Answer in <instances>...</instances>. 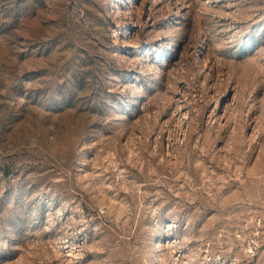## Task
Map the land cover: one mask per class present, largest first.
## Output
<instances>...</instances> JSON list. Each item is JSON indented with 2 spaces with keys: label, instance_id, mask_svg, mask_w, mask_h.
Instances as JSON below:
<instances>
[{
  "label": "rangeland",
  "instance_id": "1",
  "mask_svg": "<svg viewBox=\"0 0 264 264\" xmlns=\"http://www.w3.org/2000/svg\"><path fill=\"white\" fill-rule=\"evenodd\" d=\"M0 264H264V0H0Z\"/></svg>",
  "mask_w": 264,
  "mask_h": 264
},
{
  "label": "bare ground",
  "instance_id": "2",
  "mask_svg": "<svg viewBox=\"0 0 264 264\" xmlns=\"http://www.w3.org/2000/svg\"><path fill=\"white\" fill-rule=\"evenodd\" d=\"M115 5H116V3H115Z\"/></svg>",
  "mask_w": 264,
  "mask_h": 264
}]
</instances>
